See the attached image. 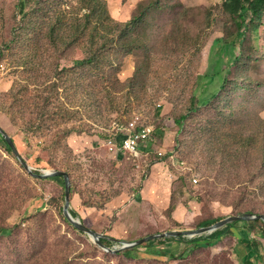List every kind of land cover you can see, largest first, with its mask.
<instances>
[{
    "label": "rangeland",
    "instance_id": "obj_1",
    "mask_svg": "<svg viewBox=\"0 0 264 264\" xmlns=\"http://www.w3.org/2000/svg\"><path fill=\"white\" fill-rule=\"evenodd\" d=\"M103 1L111 17L124 23L143 0ZM15 2L0 0V96L25 74L13 62V56L28 49L24 40L12 42L11 29L20 20ZM221 3L165 0L162 10H153L139 32L144 50L114 56L121 83L132 79L137 68L143 72L136 80L138 100H125L114 111L104 106L88 113L101 115L99 127L88 133H74L58 145L51 137L27 135L11 121L0 98V125L35 173L70 175L69 210L85 227L131 243L154 234L198 230L204 221L242 216L246 210L264 215V58H259L264 28L261 38L252 34L253 60L232 64L236 50L225 48L221 38L233 24ZM83 55L76 48L68 64ZM226 69L233 73L219 91ZM213 97L220 98L218 108L225 116L231 114L221 132L213 130L215 137L208 132L218 124H210L212 105H201ZM227 98L232 110L225 108ZM189 104L198 110L177 134L173 119ZM82 114L87 116L85 110ZM132 120L153 130L149 140L135 154L109 152L106 142ZM78 125L79 119L71 124ZM37 158L44 160L39 166ZM63 185L61 178L29 176L0 139V264H260L248 243L255 239L264 250V236L248 232L244 222L208 249H193L187 243L192 239L183 237L150 241L130 257L110 254L66 223ZM109 243L110 250L121 248Z\"/></svg>",
    "mask_w": 264,
    "mask_h": 264
},
{
    "label": "trees",
    "instance_id": "obj_2",
    "mask_svg": "<svg viewBox=\"0 0 264 264\" xmlns=\"http://www.w3.org/2000/svg\"><path fill=\"white\" fill-rule=\"evenodd\" d=\"M164 1L143 0L138 3L136 13L128 21L119 23L111 17L103 0H77L75 4L59 0H16L14 8L16 14L20 15V20L19 25L11 29L12 42L24 40L28 49L20 56H13V62L20 65L25 74L21 79L15 80L7 93L0 96L3 110H6L11 121L27 135L51 137L58 145L74 133H88L89 130L99 127L101 115L89 116L88 113L100 111L104 106L114 111L125 100H138L140 91L136 80L143 72L137 68L132 79L121 83L117 76L114 56H130L144 50L145 44L139 34L140 29L147 24L153 10H162ZM220 8L233 24V28L224 29L222 45L227 49L236 50L232 55V64H249L257 52L252 34L258 38L262 27L264 28V0H222ZM76 48H81L84 55L70 65L68 62L71 52ZM0 56L2 58L1 53ZM259 58H264V55ZM232 73L229 69L224 70L219 91L225 88L228 81L226 75ZM127 89L130 90L125 92ZM218 101L219 97H213L201 104H211L215 113L210 124H218L208 131L212 137L216 136L212 134L213 130L221 132V126H224V122L231 115L225 116V112L219 110ZM223 103L227 110L233 109L231 99H224ZM87 106L91 111L87 110ZM84 110L86 117L82 114ZM197 110V106L189 104L185 113L173 119L177 134L183 128V122ZM220 117L223 121H217ZM77 119L79 125L71 126ZM221 136L225 137L223 133ZM0 139L6 144L8 151H11L1 134ZM262 154L264 156V151ZM42 162L43 158L35 160L37 166ZM173 209V205L169 207L170 212ZM242 214L255 215L249 210ZM71 215L76 218L73 212ZM219 221L221 220H207L199 227H208ZM66 223L70 225L67 220ZM237 223L228 225L212 235L194 238L188 243L193 249L212 248L228 231L235 229ZM244 224L248 232L253 230L257 235L264 236L262 221ZM182 239L184 238H179L178 241H183ZM101 242L105 247L110 245L107 240ZM248 245L255 261L264 264V250L261 245L255 239L250 240ZM146 246L147 244H143L137 248ZM137 248L125 250L117 255L130 257Z\"/></svg>",
    "mask_w": 264,
    "mask_h": 264
},
{
    "label": "water",
    "instance_id": "obj_3",
    "mask_svg": "<svg viewBox=\"0 0 264 264\" xmlns=\"http://www.w3.org/2000/svg\"><path fill=\"white\" fill-rule=\"evenodd\" d=\"M0 134L3 139L6 141L7 145L14 153L15 157L18 159L19 163L23 166V169L36 180H48L51 178H61L64 183V207H63V215L65 219L69 222L71 226H73L77 231L89 236L94 243L101 249L106 250L110 254L117 255L120 252L125 250H129L132 248H137L142 246L143 244H147L150 241L158 240V239H179V238H198L203 236L212 235L213 233L224 229L228 225L237 223V222H252V221H262L264 223V215H251L244 214L242 216H232L225 218L211 226L203 227L194 231H171L160 234H154L150 236H146L134 242H123L118 241L116 239L107 237L105 235L99 234L87 227H85L79 220L75 219L70 213V199H71V181L70 175L61 171H44L42 174H37L35 171L28 165L27 161L20 155L14 140L11 136L1 127L0 125ZM102 240H107L110 242H115L121 244V248L118 250H110L102 244Z\"/></svg>",
    "mask_w": 264,
    "mask_h": 264
},
{
    "label": "built area",
    "instance_id": "obj_4",
    "mask_svg": "<svg viewBox=\"0 0 264 264\" xmlns=\"http://www.w3.org/2000/svg\"><path fill=\"white\" fill-rule=\"evenodd\" d=\"M4 67L3 60L0 56V69ZM152 129L148 126L137 127L136 120L130 121L123 130H119L111 136L106 142L109 152H123L135 154L151 137ZM197 184V180H192Z\"/></svg>",
    "mask_w": 264,
    "mask_h": 264
},
{
    "label": "bare ground",
    "instance_id": "obj_5",
    "mask_svg": "<svg viewBox=\"0 0 264 264\" xmlns=\"http://www.w3.org/2000/svg\"><path fill=\"white\" fill-rule=\"evenodd\" d=\"M188 243V242H187Z\"/></svg>",
    "mask_w": 264,
    "mask_h": 264
}]
</instances>
